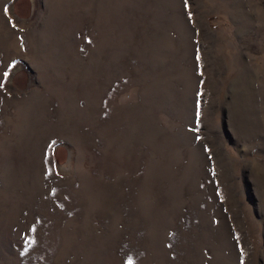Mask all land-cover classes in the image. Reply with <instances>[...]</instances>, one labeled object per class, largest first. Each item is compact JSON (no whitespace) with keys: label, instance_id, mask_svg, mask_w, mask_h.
Returning a JSON list of instances; mask_svg holds the SVG:
<instances>
[{"label":"rangeland","instance_id":"rangeland-1","mask_svg":"<svg viewBox=\"0 0 264 264\" xmlns=\"http://www.w3.org/2000/svg\"><path fill=\"white\" fill-rule=\"evenodd\" d=\"M0 264H264V0H0Z\"/></svg>","mask_w":264,"mask_h":264},{"label":"snow or ice","instance_id":"snow-or-ice-1","mask_svg":"<svg viewBox=\"0 0 264 264\" xmlns=\"http://www.w3.org/2000/svg\"><path fill=\"white\" fill-rule=\"evenodd\" d=\"M5 11H7V10H5ZM197 59H199V57H197ZM5 75H7V74H5ZM197 116L199 117V104L197 105ZM242 255H243V253H242Z\"/></svg>","mask_w":264,"mask_h":264}]
</instances>
